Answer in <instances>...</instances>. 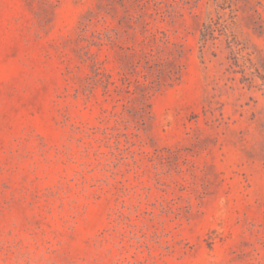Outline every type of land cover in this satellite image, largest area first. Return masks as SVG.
I'll return each mask as SVG.
<instances>
[{
    "label": "rangeland",
    "instance_id": "rangeland-1",
    "mask_svg": "<svg viewBox=\"0 0 264 264\" xmlns=\"http://www.w3.org/2000/svg\"><path fill=\"white\" fill-rule=\"evenodd\" d=\"M0 264H264V0H0Z\"/></svg>",
    "mask_w": 264,
    "mask_h": 264
}]
</instances>
